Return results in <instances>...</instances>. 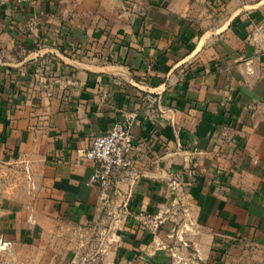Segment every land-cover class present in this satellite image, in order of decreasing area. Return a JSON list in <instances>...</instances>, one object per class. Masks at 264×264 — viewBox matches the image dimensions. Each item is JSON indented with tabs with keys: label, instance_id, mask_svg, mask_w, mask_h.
Returning a JSON list of instances; mask_svg holds the SVG:
<instances>
[{
	"label": "crops",
	"instance_id": "obj_1",
	"mask_svg": "<svg viewBox=\"0 0 264 264\" xmlns=\"http://www.w3.org/2000/svg\"><path fill=\"white\" fill-rule=\"evenodd\" d=\"M123 120L132 166L92 185L78 151ZM238 242L264 244V0H0V264Z\"/></svg>",
	"mask_w": 264,
	"mask_h": 264
},
{
	"label": "built area",
	"instance_id": "obj_2",
	"mask_svg": "<svg viewBox=\"0 0 264 264\" xmlns=\"http://www.w3.org/2000/svg\"><path fill=\"white\" fill-rule=\"evenodd\" d=\"M30 3L35 0H16ZM135 148V137L130 120L115 122L104 134L96 136L87 149H80L79 157L95 165L89 183L109 189L120 175L132 166L131 154ZM107 198V193H103Z\"/></svg>",
	"mask_w": 264,
	"mask_h": 264
},
{
	"label": "rangeland",
	"instance_id": "obj_3",
	"mask_svg": "<svg viewBox=\"0 0 264 264\" xmlns=\"http://www.w3.org/2000/svg\"><path fill=\"white\" fill-rule=\"evenodd\" d=\"M217 251L216 261L211 264H264V244L238 242Z\"/></svg>",
	"mask_w": 264,
	"mask_h": 264
}]
</instances>
